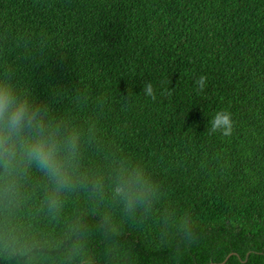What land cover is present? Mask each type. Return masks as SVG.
<instances>
[{"label":"trees","instance_id":"1","mask_svg":"<svg viewBox=\"0 0 264 264\" xmlns=\"http://www.w3.org/2000/svg\"><path fill=\"white\" fill-rule=\"evenodd\" d=\"M5 82L77 139L64 186L0 158V264H264V0H0Z\"/></svg>","mask_w":264,"mask_h":264},{"label":"clouds","instance_id":"2","mask_svg":"<svg viewBox=\"0 0 264 264\" xmlns=\"http://www.w3.org/2000/svg\"><path fill=\"white\" fill-rule=\"evenodd\" d=\"M206 79L201 76L197 80L201 91L205 87ZM143 92L156 100L151 82L143 86ZM210 124V134L219 132L227 137L233 132V121L228 112L217 113ZM57 137L55 128L45 126L40 107L34 105L27 96L18 95L10 83H0V158L6 167L18 153H23L29 161L36 162L41 169L54 177L58 184L67 185L70 178L61 152L67 150L69 155H74L77 137L75 134L67 137L63 148ZM114 194L124 203L126 210H133L153 194V188L144 171L136 167L122 172Z\"/></svg>","mask_w":264,"mask_h":264},{"label":"water","instance_id":"3","mask_svg":"<svg viewBox=\"0 0 264 264\" xmlns=\"http://www.w3.org/2000/svg\"><path fill=\"white\" fill-rule=\"evenodd\" d=\"M207 264H213V263H207ZM214 264H216V263H214Z\"/></svg>","mask_w":264,"mask_h":264}]
</instances>
